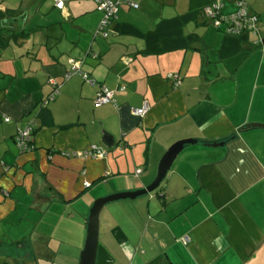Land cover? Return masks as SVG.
<instances>
[{"label": "crops", "instance_id": "0c3cea01", "mask_svg": "<svg viewBox=\"0 0 264 264\" xmlns=\"http://www.w3.org/2000/svg\"><path fill=\"white\" fill-rule=\"evenodd\" d=\"M55 1L0 0V264H79L93 202L144 189L181 139L195 142L157 189L103 205L95 264H264V128L247 127L264 124V44L227 37L199 0L182 29L197 35L190 47L145 52L138 36L95 37L102 15L93 0H62L61 9ZM133 1L112 28L146 33L197 5ZM217 1L234 10V0ZM245 1L264 40V0ZM77 62L94 84L63 80ZM50 80L58 94L42 108ZM102 86L115 102L96 106ZM29 121L34 149L21 152L13 137ZM90 145L106 156L63 154Z\"/></svg>", "mask_w": 264, "mask_h": 264}, {"label": "built area", "instance_id": "2783aa9c", "mask_svg": "<svg viewBox=\"0 0 264 264\" xmlns=\"http://www.w3.org/2000/svg\"><path fill=\"white\" fill-rule=\"evenodd\" d=\"M95 2L96 10L101 13V19L98 23L97 29L94 33L95 37L107 38L112 32V24L117 17V13L122 4H127L132 8H137L138 4L133 0H93ZM234 10L229 13L222 11L224 3L213 0L210 5L203 8V13L208 19L209 23L215 28L223 31V33L231 35H249L252 45H262L263 38L260 36L259 19L258 16L249 9L245 0H234ZM55 6L62 8L63 1L56 0ZM79 74L81 77L90 84H94V79L90 78L87 73L82 72L80 69V62L74 63L72 69L63 74V80L69 79L72 75ZM175 85L179 84V76L176 73H169L167 75ZM52 86L51 92L46 99L42 101V107L46 105L49 100L55 98L58 94V86L54 80H50ZM96 106L103 105L108 102H115L114 91L108 89L106 86L100 87L94 98ZM147 111V105L142 108L134 110L137 116H143ZM8 120V117H5ZM34 130V122L29 121L23 128H18L14 135V142L18 150L21 152L33 150L32 132ZM66 156H81L91 158H104L107 150L97 145H90L82 151L63 152ZM140 169H136L139 173ZM84 187H89L90 182L84 180L82 182ZM187 240V238H184Z\"/></svg>", "mask_w": 264, "mask_h": 264}, {"label": "water", "instance_id": "95a60500", "mask_svg": "<svg viewBox=\"0 0 264 264\" xmlns=\"http://www.w3.org/2000/svg\"><path fill=\"white\" fill-rule=\"evenodd\" d=\"M247 127L264 128V124L252 123ZM103 140L107 146L112 147L113 139L110 135L104 133ZM194 142L195 141L193 139H181L170 145V147L165 151V153L160 159L157 174L154 180L144 189L113 193L104 197H100L93 202L92 206L89 209V214L87 217L86 237L84 240L83 248L80 252L79 264H95L98 236H99V213L103 205L114 200L126 199V198L132 199L138 195L153 192L155 189L158 188V186L164 179L176 155L182 150V148L186 144L194 143ZM211 145L214 147L222 146L223 142H214L211 143Z\"/></svg>", "mask_w": 264, "mask_h": 264}, {"label": "trees", "instance_id": "16d2710c", "mask_svg": "<svg viewBox=\"0 0 264 264\" xmlns=\"http://www.w3.org/2000/svg\"><path fill=\"white\" fill-rule=\"evenodd\" d=\"M197 5H192V9L183 13L176 15L175 17L169 19L161 20L156 28L149 32H142L131 24L121 25L117 23L112 28L115 33L123 32L124 34H131L143 38L146 43L145 52H162L164 50H172L176 48L186 49L191 46L192 42L197 39V35L190 33L185 35L183 33V26L189 21L193 20L198 13L199 0H194ZM207 5H210L213 0H204ZM206 5V6H207ZM205 7V6H204ZM203 7V8H204ZM227 37L235 38L244 41V39H249V35H231L224 33ZM0 30V37H1ZM264 44V40L262 45ZM44 108V107H42ZM33 135V133H32ZM14 140V137H13Z\"/></svg>", "mask_w": 264, "mask_h": 264}, {"label": "rangeland", "instance_id": "374dc122", "mask_svg": "<svg viewBox=\"0 0 264 264\" xmlns=\"http://www.w3.org/2000/svg\"><path fill=\"white\" fill-rule=\"evenodd\" d=\"M226 10V9H225ZM143 26H145V25H143ZM192 28H194V25L192 24V23H190V24H188L186 27H185V31L186 32H188V31H190ZM199 29H201V28H199ZM110 36V35H109ZM98 37H100V36H98ZM43 264H46V262L45 261H43L42 262ZM49 263V262H48Z\"/></svg>", "mask_w": 264, "mask_h": 264}]
</instances>
